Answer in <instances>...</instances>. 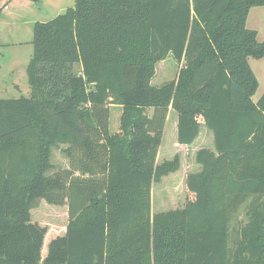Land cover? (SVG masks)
<instances>
[{"label": "trees", "instance_id": "1", "mask_svg": "<svg viewBox=\"0 0 264 264\" xmlns=\"http://www.w3.org/2000/svg\"><path fill=\"white\" fill-rule=\"evenodd\" d=\"M263 5L75 0L35 22L31 94L0 98V264H264V93L254 99L249 63L264 41L247 27ZM170 55L177 76L156 87ZM111 106L122 107L117 133ZM171 110L179 144L192 145L203 122L214 149L197 150L185 207L153 214V183L180 166L157 163ZM61 145L71 168L51 173ZM41 201L67 205L64 235L32 219Z\"/></svg>", "mask_w": 264, "mask_h": 264}, {"label": "rangeland", "instance_id": "2", "mask_svg": "<svg viewBox=\"0 0 264 264\" xmlns=\"http://www.w3.org/2000/svg\"><path fill=\"white\" fill-rule=\"evenodd\" d=\"M7 4V8L0 10V98H17L24 95L29 97L31 89L28 81L27 66L33 55L34 46L33 26L37 21L46 22L55 16L64 13L67 8L75 5V0H0V6ZM247 27L258 32V40L264 41V5L253 7L250 11ZM249 63L256 74L259 87L254 96L258 99L264 93V57L250 58ZM180 64L171 55L156 66L152 84L160 87L176 78ZM14 83L18 87H14ZM120 106H111L110 131L117 133L120 124ZM122 108V107H121ZM148 114L152 109H148ZM178 114L171 110L169 113L161 146L157 156V163L172 161L178 158L179 169L163 176L155 183L153 192L152 213L180 210L192 199L187 189V174L198 172L201 166L196 161V152L202 147L214 148L211 132L202 122L200 138L192 145L182 146L177 140ZM61 145L52 148L51 162L55 173L59 169L71 168L70 159L65 148ZM79 152H73L77 155ZM81 155L78 154L77 157ZM78 176L80 171L75 172ZM249 199L243 201L237 208L231 220V231L236 236L238 229L248 221L246 206ZM32 219L47 227L55 235H64L69 215L68 207L54 206L41 201L39 206L32 210Z\"/></svg>", "mask_w": 264, "mask_h": 264}, {"label": "crops", "instance_id": "3", "mask_svg": "<svg viewBox=\"0 0 264 264\" xmlns=\"http://www.w3.org/2000/svg\"><path fill=\"white\" fill-rule=\"evenodd\" d=\"M0 8L1 9H3V8H7V4L6 5H4V6H0ZM252 10V9H251ZM250 10V11H251ZM250 14V13H249ZM249 17V16H248ZM248 20V19H247ZM14 87H18V85L16 84V83H14ZM22 96H24V95H22ZM18 98V97H17ZM257 100V99H256ZM119 111H120V116H121V114H122V108L120 107L119 108ZM177 122H178V120H175V126H177ZM119 128H120V124H119ZM200 134H201V132H200ZM212 134V133H211ZM212 137L214 138V136H213V134H212ZM198 138H200V135H199V137ZM197 138V139H198ZM180 145H182V144H180ZM182 146H185V145H182ZM211 149H214V148H211ZM154 185H155V183H153V186H152V206H153V201H154V195H153V192H154ZM192 195V194H191Z\"/></svg>", "mask_w": 264, "mask_h": 264}]
</instances>
